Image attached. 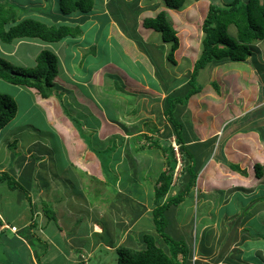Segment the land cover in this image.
Instances as JSON below:
<instances>
[{"label": "rangeland", "instance_id": "1", "mask_svg": "<svg viewBox=\"0 0 264 264\" xmlns=\"http://www.w3.org/2000/svg\"><path fill=\"white\" fill-rule=\"evenodd\" d=\"M8 1L19 7L21 19L43 16V21L51 24L50 13L64 17L58 0ZM212 1L222 6L230 0H187L179 10L169 9L164 0H96L90 14L70 15L68 19L71 21H58L80 24L84 32L77 39L49 45L39 40H21L22 45L14 53V42L0 41V57L13 66L34 68L39 53L47 47L54 49L60 59L59 75L54 81L56 95L47 101L37 92L34 94L32 88L0 79V93L12 96L19 106L17 117L0 133V169L8 171V167L3 168L10 161L12 165L20 161L24 162L23 165L32 164L23 167L21 179L16 178L27 188L28 195L0 182V211L6 213L9 220L16 221L14 224L24 232L22 226L30 214L39 225V221L45 222L42 210L47 216H50V210L56 212L53 209L56 205L44 199H48L46 187L40 190L43 181L51 173L74 181L72 186H66L68 191L64 189L63 193L60 190L55 196H76L73 203L62 206L68 207L69 211H66L74 216H81V232L74 237V243L81 247L64 249L65 239L72 236L62 231L59 242L64 251L61 249L59 253L50 244L48 248L43 245L45 255L40 251L36 253L39 264H76L74 260L79 256L85 264H118V252L112 246L120 239L117 226L129 225L130 218L126 217L125 211L128 210L129 215L132 210L139 214L143 210L141 202L146 205L143 212L154 207L156 177L167 168L161 150L150 147L143 136L152 135L148 131L152 124L158 128L155 136L162 139L163 144L170 143L174 147L178 164L172 192L176 194L182 189V157L164 114V100L184 86L191 75L202 51L205 35L202 26ZM48 10L49 13H44ZM136 10L142 13L137 16ZM161 10L168 11L178 31L180 48L175 53L176 64L167 59L162 61L160 50L155 47L164 45L160 33L141 29L145 17L155 16ZM135 16L137 29L140 27L150 56L155 64L162 61L159 72L135 42L127 37V41L124 40V31L135 32ZM235 32L231 27L232 37ZM94 45L97 55L88 51ZM165 46L170 48L168 44ZM252 51V58L245 63L231 62L218 68L203 69L198 76V81L204 85L203 91L191 97L186 110L182 107L178 114L180 118L192 121L195 134L206 135L199 141L218 136L214 153L204 166L212 172L210 181L203 186L201 170L192 192L179 206L167 212L169 235L186 241L191 248L188 264H264V201L260 200L264 197V176L257 178L253 167L255 163L264 165V42H258ZM254 58L263 67L258 73L251 70L255 68ZM130 76L148 82L150 88L146 84L144 88L139 87V83L134 85ZM212 81L219 84L220 92L211 85ZM175 95L183 94L180 91ZM61 114L65 117H59ZM66 129L73 133L69 134ZM222 141H225L223 153L227 161L247 168L251 173L248 177L216 160ZM85 144L88 149L98 152L104 168L109 162L108 170L103 169V174L84 152ZM36 163L39 170L35 169ZM74 167L83 171L77 168L76 171ZM30 173H33L31 181ZM130 198L136 200L133 205L128 203ZM128 204L129 209L126 208ZM146 214L144 218L137 216L134 219L137 223L129 238L141 240L143 247L140 249H143L145 243L141 235L153 233L158 243L168 250L156 232L153 213L148 211ZM174 218L179 224L176 223V229L171 226ZM205 221L208 225L202 235ZM89 222H97L102 231L89 235ZM64 223L69 228L66 220ZM50 224L49 233H57L53 223ZM17 227L11 229L15 228L16 233L19 231ZM94 230L97 231L96 227ZM42 236L36 232V238L42 239ZM54 238L58 240V235ZM123 241L126 242L127 237ZM44 243L47 244L45 240ZM34 253L35 249L30 251L24 240H16L8 230L0 238V264H34ZM195 257L198 259L194 262Z\"/></svg>", "mask_w": 264, "mask_h": 264}, {"label": "trees", "instance_id": "2", "mask_svg": "<svg viewBox=\"0 0 264 264\" xmlns=\"http://www.w3.org/2000/svg\"><path fill=\"white\" fill-rule=\"evenodd\" d=\"M186 1L164 0L169 9L176 10L183 8ZM58 5L64 17L50 13L52 23L49 24L38 17L21 19L19 15L20 9L16 4L8 0H0V41L10 44L17 40H39L49 45L81 37L84 29L80 24H67L58 21L61 19L67 22L71 21L68 19L70 15L90 14L96 6V0H58ZM41 11L44 10L42 9ZM136 11H138L137 16L142 13L140 10ZM137 16H135V32L127 33L123 30L124 35L134 41L138 45L139 50L150 58V62L152 66L156 67L157 72L162 69L158 67L164 59L176 64L175 53L180 48V39L178 31L170 20L168 11L161 10L155 16L145 17L142 22L144 29L154 30L161 35L162 44L164 45L155 46L160 50L162 57V61L159 63L156 61L158 64H155L148 52L147 42L137 31ZM202 27L205 34L202 40V51L194 63L188 81L184 86L170 93L164 100V114L172 127V135L176 138V144H178V150L182 157L181 165L184 181L182 189L176 194L172 192L175 170L178 164L174 147L170 143L163 144L162 139L155 136L158 133V128L153 124L148 129L152 135H143L149 141L148 145L161 150L167 160V168L160 172L155 182V207L152 213L156 232L163 238L168 250L158 243V238L155 234L145 233L143 235L145 243L143 249L136 250L124 245L118 247V264L189 263L188 260L192 255L189 245L182 239L177 240L171 237L167 232L169 224L167 212L172 207L179 206L184 201V198L196 187L201 170L214 153L218 136H214L205 142L199 141L193 130L192 121L189 118L182 119L178 114L181 113L183 108L186 110L191 97L203 91L204 85L198 81V76L203 69L214 68L231 62L245 63L252 58V50L255 45L258 42H264V0H230L222 6L212 1ZM231 27H234L236 31L233 37L230 35ZM70 42L72 43L73 41ZM166 44L170 48H166ZM93 48L91 47L88 51L97 55L98 52L95 45ZM253 61L257 72L263 70L259 61L255 58ZM59 67V56L54 49L47 47L39 53L34 68L13 66L7 59L0 57V79L12 85L34 88L43 98L47 99L56 95L54 81L59 75ZM211 85L217 92H220L219 84L216 81H212ZM121 90L124 91L123 87ZM180 91H182L183 95H175V93ZM125 92L130 93L129 91ZM180 108L182 109L180 110ZM18 112L17 101L8 94L0 93V130L6 128L17 117ZM168 133L171 134V132ZM224 143L225 141H222L218 147L215 155L216 160L226 163L231 170L241 176L248 177L250 172L247 168H242L237 163L227 161L223 153ZM14 144H16V141ZM141 149H144V146ZM96 154L98 155V152ZM102 164L104 171H107L109 162H106L105 168L103 161ZM253 167L255 176L261 179L264 176V165L255 163ZM0 182H5L10 189H18L28 195V192H26L27 188L20 184L8 171L0 172ZM260 200L264 201V197ZM30 202L31 200L29 199ZM49 212L52 214L48 215V217L53 219L54 212L52 210ZM32 227H36V223H33Z\"/></svg>", "mask_w": 264, "mask_h": 264}, {"label": "crops", "instance_id": "3", "mask_svg": "<svg viewBox=\"0 0 264 264\" xmlns=\"http://www.w3.org/2000/svg\"><path fill=\"white\" fill-rule=\"evenodd\" d=\"M44 13H48V11L47 12H44ZM54 14V13H53ZM49 16H51V15H49ZM154 16V15H153ZM40 18H42L41 20H43L44 19V17L43 16H41ZM45 19H47V18H45ZM51 20V19H50ZM139 27V26H138ZM140 28V27H139ZM137 29V31H138V33L141 35V29H144L143 27H141V29ZM144 30H147V29H144ZM149 31L150 32H153L152 30H150L149 29ZM123 35H124V33H122ZM126 36H124V40L125 41H127L126 39L128 38H125ZM143 37V36H142ZM143 39H144V37H143ZM123 40V41H124ZM31 41H36V40H31ZM129 41H132L131 39L129 40ZM132 42H134V41H132ZM15 43V46L13 47V50H12V53H14V52H17V50L19 49V47L22 45V43L23 42H21V40H19V41H15L14 42ZM63 44L64 43H67L66 41H63L62 42ZM124 48V51H125V53L127 54L128 52H127V50H126V48L125 47H123ZM88 49H90V48H88ZM145 57H147L148 58V56L145 54ZM150 63V62H149ZM152 65V64H151ZM218 67H220V66H218ZM217 67V68H218ZM214 68H216V67H214ZM251 70H254V72L255 71H257L256 70V68H252ZM129 72V71H128ZM258 73V72H257ZM150 74H152V72L150 73ZM130 80H132L133 82H134V85L135 84H138L139 83V87H142V88H144V86H145V84L148 86V88H150L149 87V84H147L148 82H141V81H138V80H136V79H134L133 77H131L130 76ZM217 82H218V80H217ZM219 84H220V86H222L221 85V83H220V81L218 82ZM32 90H33V92H35L34 94H39V92L36 90V89H34V88H32ZM37 92V93H36ZM145 94V93H144ZM147 95V94H146ZM36 96V95H35ZM43 100H48V99H51V98H54V96L52 97H50V98H43L41 95H39ZM58 96V95H57ZM87 98H85L86 100H88L89 98H88V96H86ZM189 104H190V102H189ZM189 104H188V106H189ZM40 107V106H39ZM41 109H42V107H40ZM63 113H65L66 114V112H65V110H64V105H63ZM45 109V108H44ZM44 109H42V110H44ZM59 117H61V118H63V117H65L63 114H61V115H59ZM69 117V116H68ZM67 117V118H68ZM68 122H70V117L68 118ZM72 127V126H71ZM72 129H75V128H73L72 127ZM3 130V129H2ZM67 130V129H66ZM68 131V133L69 134H71V133H73V131L71 132L70 131V129L69 130H67ZM75 131H76V129H75ZM0 133H1V130H0ZM77 133V132H76ZM79 134V137L81 138V139H83L82 138V136H81V134L80 133H78ZM16 135V134H15ZM197 135V137L199 138V140H201L200 139V137L202 138V137H206V135H198V134H196ZM16 137V136H15ZM84 140V139H83ZM6 142L8 143V141H5V144H6ZM85 142V141H84ZM2 144H4V141H2ZM84 152H86L87 154H89V156H90V160L92 161V163L94 164V166L96 167L97 165H98V168L101 170L100 172L103 174V167H102V163L100 162V160H99V157L97 156V154H96V152L94 151V150H92V149H88V146L85 144V150H84ZM29 157H32V155L31 156H29ZM24 163V162H23ZM23 163H22V161H20V162H18V163H14L13 165H12V163H11V161H10V163L7 165V166H5L3 169H6L7 167L9 168L8 169V171L15 177V178H19V179H21L20 177H22L23 175L22 174H24L23 172H22V169H23V167L24 166H32V164H29V163H26L25 165H23ZM215 163H217V162H215ZM33 164H35V163H33ZM78 164H81V162L80 163H78ZM218 164V163H217ZM36 165H37V163H36ZM38 166V167H37ZM36 167H35V169L36 170H39L40 169V166L39 165H37ZM46 166H48V165H46ZM206 167V166H205ZM203 168L202 169V182H203V186H204V184H206V181L207 182H209L210 181V178L212 177V172L210 173V171H207L208 170V168ZM29 168V167H28ZM75 168V167H74ZM77 169H79L81 172L83 171V170H81L79 167H76ZM75 168V169H76ZM48 169H49V167H48ZM77 169H76V171H77ZM20 170V174L18 173V171ZM32 170V169H31ZM162 170H165V169H162ZM161 170V171H162ZM0 171H2V169H0ZM7 171V170H6ZM31 174H33V173H30L29 174V176H30V178H29V180L31 181V179H32V175ZM159 174L160 173H158V175H157V177H156V180H157V178H158V176H159ZM251 174V173H250ZM51 178V179H50ZM99 179V181L101 182V183H103V180H101L100 178H98ZM105 180V179H104ZM44 183H45V185H44ZM73 183H74V181H72V180H70V179H63V178H61L60 177V175H58V174H56V173H51L50 175H49V178L48 179H45L44 181H43V183L40 185V190L41 189H43L42 187L43 186H45L46 187V189H47V196H48V199L47 198H44V199H46V200H48V201H50V203H53V205H56V206H58V207H56V206H54L53 207V209L56 211V212H54L53 214H54V218L53 219H50L47 215H45V213H44V211L42 210V206L40 207L41 208V210H42V212H43V214H42V216H44L45 218V222L44 223H42L43 221H39V225L38 224H36V227H32V224L33 223H36L35 222V220H33L34 218L32 217V215L30 214V216H29V218L26 220V222H25V224L22 226V229L23 230H25L24 232H20V230H19V228L14 224L16 221H14V220H9L8 219V217L6 216V213L4 214L3 212H1L0 211V238H1V236L2 235H5V232H6V230H8V231H10L12 234H14L15 236H16V240L17 239H22V240H24L25 242H26V244H28L29 245V247H30V251H32L33 249H35V253H34V255L32 256V260H33V262H34V264H39V260H38V257H37V254L36 253H38V251H40V253H42V255L44 256L45 255V253L43 252L44 251V249L43 248H45V246H43V245H46V248H48V244H50L52 247H53V249L54 250H57L59 253H61V249L63 250V248H62V246H61V244H60V242H59V239H60V235H61V232L62 231H66V234L67 235H71L72 237H69L68 239H65V247H64V249L65 248H70L71 246H76L77 248H79V247H81V246H77L76 245V243H74V237H75V234H79L80 232H81V225H80V222H81V216H78V217H76V216H74V214L72 213V212H68L69 210H68V207H64V206H62V204H65V203H69V204H71V203H73L74 201H73V199L74 198H76V196L75 195H70V196H63V197H56L55 196V193L56 192H59L60 190L63 192V193H65V190L66 191H68L67 189H66V186H72L73 185ZM65 189V190H64ZM153 192H154V190H153ZM52 193V194H51ZM42 197V196H41ZM68 197H69V199H68ZM153 197H154V193H153ZM36 202H39V201H36ZM35 202V203H36ZM136 202V200L135 199H133V198H130V201H128V203H131L132 205L134 204ZM140 205L143 207V210L139 213V214H135L134 213V211L132 210V213H131V215H129V211L127 210V211H125V213H126V217H128V219L130 218V223H129V225H125V226H122L121 225V227H119V226H117V228H118V234L120 235V239H119V242L117 243V244H115V245H112L113 246V248H116V250L118 249V247L119 246H122V245H127L128 247H130V248H133V249H136V250H140V248H142L143 247V245H141L140 244V242H141V240L139 241V240H137V238L135 239V240H133V239H131V238H129V234H130V236L131 235H133V233L134 232H132L133 231V228H134V225L137 223V221H135L134 219L138 216H140V218H144L147 214H146V212H148V211H150V213L152 214V211H153V209H154V207L152 208V209H148V210H146V212H143V211H145V209H146V205H144V203H140ZM32 208V207H31ZM59 208V209H58ZM126 208L127 209H129V204L126 206ZM26 209H27V207H26ZM57 209L59 210V211H57ZM66 210H68V211H66ZM119 210H121V208L119 209ZM31 213H32V211H31ZM52 214V213H51ZM50 214V215H51ZM119 215H117V217H118ZM152 217H153V215H152ZM175 219V218H174ZM65 220L67 221V224H69L68 226H69V228L66 226V224L64 223L65 222ZM61 221H63V222H61ZM207 222L208 221H205V225H204V228H203V232L202 233H200V234H202V235H204L205 233V230H206V228H205V226H207L208 224H207ZM40 223H42V224H40ZM50 223H53L52 225H54L56 228V230L58 231L57 233L52 229V231L53 232H55V233H49V229L51 228L50 227ZM132 223V224H131ZM176 223H177V221H176V219L174 220V222H172L171 223V226H172V228H174V229H176ZM59 224V225H58ZM37 225H38V227H37ZM58 225V226H57ZM177 225H179L178 223H177ZM170 226V227H171ZM12 227H17V229L19 230L18 232H16L15 233V231H13L11 228ZM50 227V228H49ZM94 227H99V228H101L100 229V231H95L94 230ZM91 228V230L89 231L88 230V234L89 235H92V233L94 232H98V233H100L101 231H102V227L97 223V222H89V229ZM177 228H179V227H177ZM170 229H168V231H169ZM167 231V232H168ZM177 231V230H176ZM36 232H38V233H41V234H43V238L42 239H40V238H36L35 237V235H36ZM58 235V240H56V238H54L55 237V235ZM201 235V236H202ZM125 237H127V241L126 242H124L123 241V239L125 238ZM141 237L143 238V235H141ZM64 239V238H63ZM141 239V238H140ZM44 240L47 242V244H45L44 243ZM121 240V241H120ZM135 243H134V242ZM98 245H99V243H98ZM109 245V244H108ZM108 247H110V246H108ZM37 251V252H36ZM64 251V250H63ZM79 251V249H77V251L76 252H78ZM68 256H70V255H68ZM66 259H67V257H66ZM78 260H80V261H78ZM75 261V263L77 264V263H82V258H81V256H79V259L78 258H76V260H74ZM219 263V262H218ZM85 264V263H84Z\"/></svg>", "mask_w": 264, "mask_h": 264}, {"label": "clouds", "instance_id": "4", "mask_svg": "<svg viewBox=\"0 0 264 264\" xmlns=\"http://www.w3.org/2000/svg\"><path fill=\"white\" fill-rule=\"evenodd\" d=\"M194 96H195V95H194ZM189 101H190V100H189ZM0 172H1V171H0ZM12 230H13V229H12ZM196 255H197V253H196V250H195V256H196ZM197 259H198V258L195 257V261H197ZM195 261H194V262H195ZM82 262H83V264L86 263L85 261H82Z\"/></svg>", "mask_w": 264, "mask_h": 264}, {"label": "bare ground", "instance_id": "5", "mask_svg": "<svg viewBox=\"0 0 264 264\" xmlns=\"http://www.w3.org/2000/svg\"><path fill=\"white\" fill-rule=\"evenodd\" d=\"M96 229H97V231H100V229H101V228H99V227H96Z\"/></svg>", "mask_w": 264, "mask_h": 264}, {"label": "built area", "instance_id": "6", "mask_svg": "<svg viewBox=\"0 0 264 264\" xmlns=\"http://www.w3.org/2000/svg\"><path fill=\"white\" fill-rule=\"evenodd\" d=\"M13 230H15V228ZM194 261H195V259H194Z\"/></svg>", "mask_w": 264, "mask_h": 264}]
</instances>
